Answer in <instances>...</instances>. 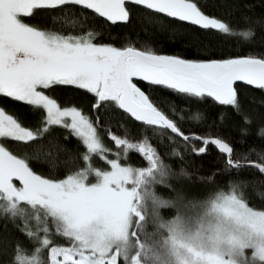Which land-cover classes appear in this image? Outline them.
I'll use <instances>...</instances> for the list:
<instances>
[{"label": "snow or ice", "instance_id": "6c2138e0", "mask_svg": "<svg viewBox=\"0 0 264 264\" xmlns=\"http://www.w3.org/2000/svg\"><path fill=\"white\" fill-rule=\"evenodd\" d=\"M204 3L207 0H0V96L29 106L33 114L44 113L36 126L29 127L0 107V219L13 223L32 249L29 253L17 245L13 264H264V210L246 202L248 181L240 171L255 169L264 176V155L256 152L258 161L248 155L236 159L233 146L222 138L185 134L164 110L169 106L176 115L173 101L163 96L154 100L134 82H146L149 88L159 86L168 97L176 95L185 103L211 99L241 114L235 85L242 82L264 90V51L250 48L243 55L226 54L217 51L219 45L213 46V37L205 42L191 35L184 48L194 58L188 59L184 53L168 54L147 43L142 47L97 43L100 34L86 29L84 23L88 17L83 10H89L93 18H104L112 25L147 22L159 24L160 31H165L163 16L215 32L222 42L242 37L244 41L254 38L253 45L264 44V36L257 40L252 30L253 24H261L260 19L244 15L231 25L206 14L201 7ZM254 6L246 7L251 10ZM76 8L82 10V20L77 18ZM137 8L144 12H136ZM39 10L61 11L49 16L51 27L24 22ZM168 43L176 40L170 36ZM236 46L243 47L239 41ZM56 86L92 95L94 112L113 107L123 110L151 128L153 135L161 136V143L165 130H170L174 135L167 139L175 143L174 137H179L185 150L194 155H206L209 145L215 147L226 157L224 168L207 177L197 176L195 181L213 184L218 175L238 179L226 181L227 191L215 185L217 190L206 198H189L179 185L193 181L192 173L165 163L148 135L131 142L104 128L116 149L110 152L98 131L100 116L93 121L75 105L62 107L46 94ZM225 115L217 117L221 124ZM202 119L199 112L189 117L197 124ZM243 120L246 125L252 123L246 115ZM55 126L67 130L85 149L82 154L71 153L63 162L67 170L63 178H47L30 166L35 161L58 172L59 153L68 150L56 147L53 141L45 150L41 143ZM248 134L247 128L241 129V136ZM258 135L264 138V128ZM7 139L20 146L22 156L2 142ZM192 141L201 146L196 148ZM131 150L147 166H133ZM94 158L106 169L94 166ZM169 158L182 161L183 155L173 148ZM77 164L82 166L77 169ZM160 186L167 187L172 196L158 194ZM164 210L174 214L165 218ZM56 237L63 243H55Z\"/></svg>", "mask_w": 264, "mask_h": 264}, {"label": "trees", "instance_id": "16d2710c", "mask_svg": "<svg viewBox=\"0 0 264 264\" xmlns=\"http://www.w3.org/2000/svg\"><path fill=\"white\" fill-rule=\"evenodd\" d=\"M249 4H254L255 6L250 10L246 7ZM201 7L206 14L222 18L231 25H236L240 22L241 17L244 15L252 17L254 20L260 19L261 24H253L252 30L257 33L255 39L258 40L260 36H264V0H207V3L201 4ZM60 11L61 10H39L36 12L34 18H25L24 22L30 25L51 27L49 16L59 15ZM81 11L82 10L79 8L74 9L77 18L82 20V17H80ZM135 11L144 12V9L137 8ZM83 12L84 15L88 17V20L84 22L86 29L93 30L100 34L96 41L97 43L113 44L117 47H123L128 43H132L136 47H142L147 43L153 48L165 53H184L185 58L192 59L194 56L185 50L184 45L185 42L190 39L191 35H195L205 40V42H208L207 38L213 37L214 39L211 40L213 46L219 45L217 51H222L226 54L243 55L246 54L250 48L257 53L264 51V44L257 42L253 45L251 43L254 38H249L248 41H244V38L236 37L222 42V37L215 32H205L188 23L180 24L175 21H170L163 16L160 17V20L167 25V30L165 31H160L159 24H149L147 22L142 24L134 21L132 25H125L123 23L112 25L110 22H106L104 18H93V13L89 10H83ZM240 27L244 28V24L240 23ZM172 29L185 31L188 35L180 36L178 32H173ZM137 33H139V36H137ZM75 34L79 35L80 33L76 32ZM126 34L128 39H125ZM170 36L176 40L175 44L168 43V38ZM238 41L243 47L236 46ZM135 82L146 93L150 94L154 100L163 96L173 101L172 106L176 108V115H173L171 107L169 106H165L164 110L170 118L177 122L181 131L185 134L222 138L233 146V156L236 159H240L242 155H248L250 160L258 161L259 157L255 153L258 152L264 155V138L258 135L259 129L264 128V90L246 84H238L236 88L238 89L242 113L237 114L231 106L217 105L211 99H206L204 102L190 100L185 103L183 102L184 98H177L176 95L168 97L167 92L162 90L159 86L149 88L146 82L138 80ZM46 94L55 98L62 107L70 105L77 106L93 121H95L96 116L99 115L100 127L98 131L102 137L103 143L112 153L116 151L114 142L108 138V133L103 131L104 128H108L112 134L120 138L129 139L131 142H140L143 134L148 135L150 142L157 148L165 163L171 165L174 170L179 171L181 167H184L187 171L192 173L193 181H182L179 185L189 198L204 199L210 193H214L217 190L215 185H219L227 191L228 189L225 187L226 181L238 179L235 175H218L213 184L195 181V177L197 176L207 177L213 172L224 168L226 157L221 155L218 150L211 145H209L208 154L194 155L190 149L187 151L185 150L184 142L179 137H174L175 143L170 142L167 136H173L174 134L169 130H165L166 135L163 137V142L161 143V136L153 135L151 128H146L141 122H136L133 118L127 116L123 110H118L113 107L109 111L100 109L98 112H94L92 109V104L94 103L93 97L84 90H79L74 87L56 86L46 91ZM0 106L5 108L9 114L19 117L24 125L29 127L36 126L44 115L43 111H37L33 114V110L29 106L21 102H14L10 98L3 96H0ZM197 112L203 117L198 124L189 120V117ZM220 113L226 114L223 124L217 119ZM181 115L184 117L183 121L179 119ZM244 115L252 121L250 125L244 123ZM242 128H247L248 130L249 134L246 137L241 136ZM66 136L70 137L67 130L55 126L51 129L47 138L41 141L45 146V150L49 148V141H53L56 147H63L68 150L67 152L59 153V159L57 161L58 172L50 170L48 164L30 161V166L34 171L38 174L45 175L47 178H63L67 171L63 166V162L68 160L71 153L82 154L85 151L80 141L71 137L65 140L64 137ZM241 140H244V143H240ZM2 142L9 150L13 151L14 154L23 155L20 146L12 140L7 139ZM191 143L195 144L196 148L201 146L198 141H192ZM173 148L178 149L182 153V161L177 158H169ZM250 149H255V152H250ZM109 158H113V156L110 155ZM130 163L133 166H147L146 161L134 150L130 151ZM93 164L101 169H106V165L95 158L93 159ZM81 166L82 165L77 164L76 168L78 169ZM240 171L241 177L248 181L245 192L246 202L257 210H264V176H261L255 169ZM156 191L165 198H170L172 196V193L164 186L157 187ZM173 214L172 210L163 211L165 218H170ZM0 225L7 226L6 229L0 228V264H13L14 250L17 245L30 253L32 250L31 244L26 236L20 232L13 223L0 219ZM20 226L22 227L23 225L21 224ZM55 243L60 244L63 243V241L61 238L56 237ZM43 255L42 253V256Z\"/></svg>", "mask_w": 264, "mask_h": 264}, {"label": "water", "instance_id": "95a60500", "mask_svg": "<svg viewBox=\"0 0 264 264\" xmlns=\"http://www.w3.org/2000/svg\"><path fill=\"white\" fill-rule=\"evenodd\" d=\"M135 82V81H134ZM238 84H244V83H242V82H237V84L235 85V87L238 85ZM139 86V85H138ZM140 87V86H139ZM142 89V88H141ZM143 90V89H142ZM134 119V118H133ZM170 131V130H169ZM215 138H217V137H215ZM227 142V141H226Z\"/></svg>", "mask_w": 264, "mask_h": 264}, {"label": "rangeland", "instance_id": "374dc122", "mask_svg": "<svg viewBox=\"0 0 264 264\" xmlns=\"http://www.w3.org/2000/svg\"><path fill=\"white\" fill-rule=\"evenodd\" d=\"M1 107V106H0Z\"/></svg>", "mask_w": 264, "mask_h": 264}]
</instances>
